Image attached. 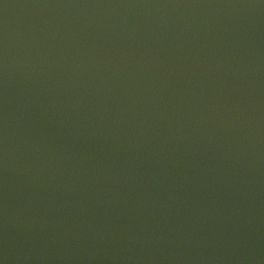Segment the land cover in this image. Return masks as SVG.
I'll return each mask as SVG.
<instances>
[{"label": "water", "instance_id": "obj_1", "mask_svg": "<svg viewBox=\"0 0 264 264\" xmlns=\"http://www.w3.org/2000/svg\"><path fill=\"white\" fill-rule=\"evenodd\" d=\"M0 264H264V0H0Z\"/></svg>", "mask_w": 264, "mask_h": 264}]
</instances>
